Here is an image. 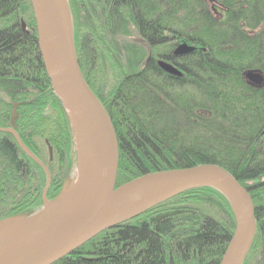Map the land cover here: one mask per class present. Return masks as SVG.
Masks as SVG:
<instances>
[{"label":"trees","instance_id":"trees-1","mask_svg":"<svg viewBox=\"0 0 264 264\" xmlns=\"http://www.w3.org/2000/svg\"><path fill=\"white\" fill-rule=\"evenodd\" d=\"M68 2L82 73L118 138L117 187L205 164L227 170L255 207L257 232L244 264H264V85L245 79L264 76V0ZM182 44L195 51L162 52ZM159 60L183 76L165 72ZM0 127L15 129L46 165L47 198L59 197L73 180L75 138L43 64L31 0H0ZM46 179L0 132V221L42 210ZM235 227L221 192L193 189L56 264H220Z\"/></svg>","mask_w":264,"mask_h":264},{"label":"water","instance_id":"water-1","mask_svg":"<svg viewBox=\"0 0 264 264\" xmlns=\"http://www.w3.org/2000/svg\"><path fill=\"white\" fill-rule=\"evenodd\" d=\"M38 34V47L55 95L71 122L76 147L75 180L66 184L55 200H48L52 177L46 165L23 143L13 128L20 149L46 174L43 208L30 216L0 221V264H56L101 233L129 222L152 208L187 191L212 188L228 200L235 218V231L220 264H244L254 244L257 223L248 190L227 170L213 164L151 173L117 187L119 144L112 120L86 82L75 45L73 18L68 0H31ZM21 28L28 33L25 22ZM195 51L187 44L173 53ZM159 66L182 77L165 60ZM245 79L256 87L264 76L248 72ZM17 105L14 106L13 120ZM51 159L53 150L50 148Z\"/></svg>","mask_w":264,"mask_h":264},{"label":"rangeland","instance_id":"rangeland-1","mask_svg":"<svg viewBox=\"0 0 264 264\" xmlns=\"http://www.w3.org/2000/svg\"><path fill=\"white\" fill-rule=\"evenodd\" d=\"M22 22H25L24 20H22ZM180 45H171V46H169L168 48H164L163 50H162V52L164 51V53H174L176 50H177V48L179 47ZM75 172H74V176H73V180L71 181V182H69V183H67L68 185H70L74 180H75V177H76V168H77V158H76V163H75ZM51 174V173H50ZM46 175V174H45ZM52 177V176H51ZM46 181H47V179H46ZM52 183V182H51ZM46 186V185H45ZM44 189H45V187H44ZM44 191V190H43Z\"/></svg>","mask_w":264,"mask_h":264}]
</instances>
